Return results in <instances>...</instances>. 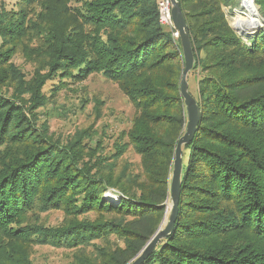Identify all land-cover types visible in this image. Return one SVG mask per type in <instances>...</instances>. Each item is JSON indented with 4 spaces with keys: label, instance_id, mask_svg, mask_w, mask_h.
<instances>
[{
    "label": "trees",
    "instance_id": "16d2710c",
    "mask_svg": "<svg viewBox=\"0 0 264 264\" xmlns=\"http://www.w3.org/2000/svg\"><path fill=\"white\" fill-rule=\"evenodd\" d=\"M242 1L179 0L202 117L183 146L175 229L142 264H264V28L243 40L231 26L225 9ZM254 2L264 20V0ZM159 17L158 0H17L0 9V79L12 72L30 95L0 92V264H35L33 245L72 250L70 264H129L159 229L187 123L181 40ZM20 47L38 58L31 80L12 61ZM95 73L117 82L136 110L109 156L79 141L67 149L38 124L47 81ZM129 150L139 165L120 168ZM60 208L55 226L30 216Z\"/></svg>",
    "mask_w": 264,
    "mask_h": 264
},
{
    "label": "rangeland",
    "instance_id": "374dc122",
    "mask_svg": "<svg viewBox=\"0 0 264 264\" xmlns=\"http://www.w3.org/2000/svg\"><path fill=\"white\" fill-rule=\"evenodd\" d=\"M16 1L0 0V9L3 6L10 9ZM245 1L254 5L256 14H253L252 10L244 5ZM225 10L231 26L238 32L240 37L244 38L243 40L248 39L251 34L264 28V20L260 15L259 7L252 0H243L240 10H235L233 14H230L228 9ZM238 17L246 18L248 22H253L256 19L261 25L256 28L243 27L240 23H236ZM164 30H168V28ZM1 45L2 40L0 39ZM12 61L27 75L26 80H31L35 75V71L39 68L38 58L33 56L32 52L23 53L21 47L13 55ZM190 73L188 76L189 91L196 98L198 97V73H192V71ZM13 78L14 74L10 72L5 79H0V92L8 96H15L22 102H26L30 96L29 93H25L18 83L12 81ZM53 88H58L56 96H54ZM42 93L47 101L45 105L36 109V112L39 113L38 124L43 123L44 125L45 123L47 136L67 149L70 145L79 141L80 145L84 147L85 143V147L90 149L88 153L93 154V152H96L95 157L100 154L109 156L116 151L118 143L124 141V138H122L124 130H128L133 125L136 114L134 105L117 82L108 80L99 73L91 74L80 82L67 81L60 83L58 79L47 81L42 88ZM91 146L98 151L92 150ZM139 160V154L137 155L129 150L119 160V166L122 168L127 162L137 166ZM107 193H110L109 197L115 199L120 197V193L115 189H110ZM167 203L168 211L164 216L165 221L163 224L161 223L160 227H164L168 220L171 208L170 198ZM30 216L31 219H37V222H41L46 226L58 225L65 217L61 208L49 212H36ZM112 240H116V238L113 237ZM119 244H121L120 241ZM72 254L73 251L70 249L51 245H33L31 248V260L35 264H70Z\"/></svg>",
    "mask_w": 264,
    "mask_h": 264
},
{
    "label": "water",
    "instance_id": "95a60500",
    "mask_svg": "<svg viewBox=\"0 0 264 264\" xmlns=\"http://www.w3.org/2000/svg\"><path fill=\"white\" fill-rule=\"evenodd\" d=\"M172 2V19L175 28L178 30L180 40L182 44V52L185 62V67L182 71L180 92L184 100L187 123L184 134L179 138L176 150L175 158L173 161L172 175H171V188H170V200L171 208L168 216V220L164 227H159L151 239L146 243L139 254L129 264H142L146 257H148L157 247L158 243L163 238L169 236L175 229V223L179 214V202L182 185V173H183V146L191 142L197 132L198 125L201 121L202 111L197 99L189 91L188 75L195 64V50L189 32L187 20L185 18L182 7L179 0H171ZM165 218L163 219V222ZM162 222V224H163ZM161 224V225H162Z\"/></svg>",
    "mask_w": 264,
    "mask_h": 264
},
{
    "label": "built area",
    "instance_id": "2783aa9c",
    "mask_svg": "<svg viewBox=\"0 0 264 264\" xmlns=\"http://www.w3.org/2000/svg\"><path fill=\"white\" fill-rule=\"evenodd\" d=\"M254 1V0H252ZM158 12H159V22L167 26L171 31L174 40L180 38L178 30L175 28L172 19V2L171 0H158Z\"/></svg>",
    "mask_w": 264,
    "mask_h": 264
},
{
    "label": "bare ground",
    "instance_id": "6f19581e",
    "mask_svg": "<svg viewBox=\"0 0 264 264\" xmlns=\"http://www.w3.org/2000/svg\"><path fill=\"white\" fill-rule=\"evenodd\" d=\"M244 5L247 6L248 9H251L253 14H256V9L254 8V5H251L248 1H245ZM236 23L237 24L240 23L243 27H247L248 26L250 28L260 27V25H261V23H259L258 20H256V19L253 22H248L246 20V18H243V17H238L237 20H236Z\"/></svg>",
    "mask_w": 264,
    "mask_h": 264
}]
</instances>
